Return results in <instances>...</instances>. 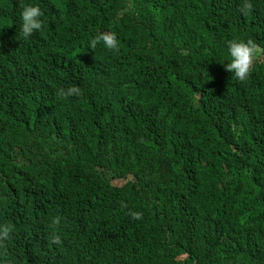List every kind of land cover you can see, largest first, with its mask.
Returning <instances> with one entry per match:
<instances>
[{
  "label": "trees",
  "instance_id": "obj_1",
  "mask_svg": "<svg viewBox=\"0 0 264 264\" xmlns=\"http://www.w3.org/2000/svg\"><path fill=\"white\" fill-rule=\"evenodd\" d=\"M0 223V264H264V0H0Z\"/></svg>",
  "mask_w": 264,
  "mask_h": 264
},
{
  "label": "clouds",
  "instance_id": "obj_2",
  "mask_svg": "<svg viewBox=\"0 0 264 264\" xmlns=\"http://www.w3.org/2000/svg\"><path fill=\"white\" fill-rule=\"evenodd\" d=\"M249 4L243 5L244 9H248ZM43 13L41 8L36 4H25L19 13L20 31L25 37H29L34 31H39L42 27ZM97 44H101L105 49L113 50L118 46L117 37L111 31H99L89 41L88 47L95 49ZM256 54V47L251 40H230L227 42L228 57L227 63H222L226 71L238 81H245L251 70L253 59ZM58 95L62 98L71 97L73 95H81L80 88L71 86L66 89H58ZM138 213H133L134 217H138ZM12 226L6 223H0V246L4 241L9 239ZM58 239V237L56 238Z\"/></svg>",
  "mask_w": 264,
  "mask_h": 264
}]
</instances>
